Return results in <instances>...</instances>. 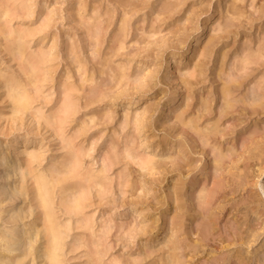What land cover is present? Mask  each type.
<instances>
[{"label":"rangeland","instance_id":"obj_1","mask_svg":"<svg viewBox=\"0 0 264 264\" xmlns=\"http://www.w3.org/2000/svg\"><path fill=\"white\" fill-rule=\"evenodd\" d=\"M0 27L31 99L0 103L4 264H47L32 191L74 163L59 264H264V0H0Z\"/></svg>","mask_w":264,"mask_h":264},{"label":"bare ground","instance_id":"obj_2","mask_svg":"<svg viewBox=\"0 0 264 264\" xmlns=\"http://www.w3.org/2000/svg\"><path fill=\"white\" fill-rule=\"evenodd\" d=\"M6 12V9H5ZM206 27L207 25H204L201 29V34L199 38H202L204 34L206 33ZM4 28L0 27V32ZM188 50V49H187ZM184 56V55H183ZM38 61L34 58L26 59V63L24 65L30 70L29 79H33L35 77V67L37 66ZM31 99L27 91L20 86L18 83L14 82H8L6 79V74H3L2 71H0V103L2 104H11L12 105V111L13 113L20 115L23 112L27 111L31 105ZM172 116V111L169 112V117ZM57 124H59V120L57 119ZM23 152L19 151L16 153V156H22ZM1 165H5L6 162L0 161ZM150 161L143 162L142 166L144 168L148 167V164ZM15 164H13L11 161L8 163V165H5L7 167H11ZM66 176L57 178L53 180L51 183H36V186L33 188V193H35L34 200L37 201V206L42 210V215L45 217V229H44V237L46 238L47 243V257L46 262L47 264H59L57 257L55 256V252L59 248V242H57V235H59L58 232V226L57 223L51 219L50 214V206L53 203V196H54V190L58 185H65L68 183V181H71L73 179L81 178L79 168L77 166V163H74L70 168H68L66 171ZM88 175L85 176V178H90ZM17 194L16 196H18ZM84 196L83 195H77L73 198L70 202H66V209L67 211L71 213H78L83 205L84 202ZM165 231V228H162L161 232L159 233V236H161ZM19 236H9V235H1L0 236V264L6 263L4 261V251L11 252V246L12 243L19 240ZM156 242L159 239H154Z\"/></svg>","mask_w":264,"mask_h":264}]
</instances>
